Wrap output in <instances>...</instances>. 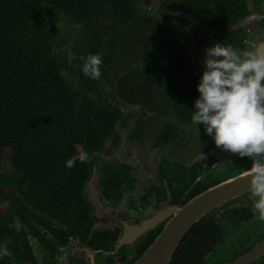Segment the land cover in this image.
Listing matches in <instances>:
<instances>
[{"label":"trees","instance_id":"trees-1","mask_svg":"<svg viewBox=\"0 0 264 264\" xmlns=\"http://www.w3.org/2000/svg\"><path fill=\"white\" fill-rule=\"evenodd\" d=\"M169 0H165L161 8ZM180 9L215 32L239 25L249 15L246 0H177ZM152 0H0V240L8 241L13 257L0 264H37L30 239L49 257L72 238H99L90 233L93 206L85 188L99 154L110 155L120 145L118 127L126 125L122 107L143 116H172L182 126L193 124V103L199 93V73L189 60L183 38L160 21L149 40L137 43L125 70L117 77L111 99L96 95V80L81 72V57L103 54L101 72L125 54L122 31L139 16L137 6ZM60 13L81 27L70 57L56 52V33L44 20L43 8ZM167 17L164 15L163 17ZM235 37H222L231 46ZM76 76L77 96L63 77ZM177 136L163 125L153 148H163ZM106 150L109 152L106 153ZM87 152V163L67 161ZM107 200L118 201L129 178L127 168L101 166ZM116 171V172H115ZM158 174L170 183L167 160ZM115 182H108V179ZM195 224L175 251L170 264H199L204 234ZM192 238V239H191ZM190 252L188 255L187 252Z\"/></svg>","mask_w":264,"mask_h":264},{"label":"flooded vegetation","instance_id":"flooded-vegetation-1","mask_svg":"<svg viewBox=\"0 0 264 264\" xmlns=\"http://www.w3.org/2000/svg\"><path fill=\"white\" fill-rule=\"evenodd\" d=\"M158 1V8L162 13L161 22L165 27L174 20V13L190 18L195 24V34L204 45L211 47L220 43L219 40L225 36L235 37L230 44L234 49L241 51H247L257 43H264V21L249 22L246 19L239 25L211 35L206 31L205 25L180 9L177 0H169L165 8H161L165 0ZM246 1L249 15L254 12L264 14V0ZM172 5L175 9L166 12ZM164 15L166 19L163 18ZM197 71L201 76V72L198 69ZM151 116L141 114L138 117L134 130L126 138L127 142L141 144L144 141L148 123L143 128H138L137 125L141 126ZM186 128H176L177 136L161 149L153 148L152 142L153 149L167 151L168 154L157 162L153 180L145 187L139 186L131 165L105 160L96 162L85 193L92 206L93 199H97L103 206L98 214L93 206L94 221L89 230L91 234L97 232L100 237L72 238L65 247L60 248L57 256H48L53 264H135L163 231L171 218L166 214L171 208L183 207L197 195L245 174V170L251 167L250 158H241L215 146L212 138L204 132L203 125L196 128V125L191 124ZM119 131L117 132L120 135ZM157 134L154 135V140ZM109 151L106 150V153ZM164 160L168 162L170 183L158 174V164ZM102 165L108 169L119 166L127 168L129 178L122 181L124 186L118 187L121 191L118 201L106 199L102 187ZM197 176L201 177L198 182ZM113 180L116 179H108V182H115ZM253 199L248 191L201 219L205 220V224L199 227L202 231L196 232L195 236L205 230H208V233L204 234L205 249L201 252L199 264H228L251 252L264 241V222L254 218ZM162 212L166 216H161ZM145 221H148L149 228L142 232L139 227ZM249 264H264V253Z\"/></svg>","mask_w":264,"mask_h":264},{"label":"clouds","instance_id":"clouds-1","mask_svg":"<svg viewBox=\"0 0 264 264\" xmlns=\"http://www.w3.org/2000/svg\"><path fill=\"white\" fill-rule=\"evenodd\" d=\"M249 22L264 21V14L252 13ZM103 54L81 57V72L97 80L101 77ZM205 70L196 90L191 122L203 125L204 132L223 151L251 159L245 170L249 178L254 218L264 222V43L247 51L216 43L205 49ZM87 152H79L65 161L72 168L77 161L87 163ZM201 177L197 176L198 182ZM13 257L8 241L0 240V259Z\"/></svg>","mask_w":264,"mask_h":264},{"label":"rangeland","instance_id":"rangeland-1","mask_svg":"<svg viewBox=\"0 0 264 264\" xmlns=\"http://www.w3.org/2000/svg\"><path fill=\"white\" fill-rule=\"evenodd\" d=\"M158 4V0H152L151 5L148 7L141 4L137 6V13L139 16H137L134 22L121 32L125 45V54L120 53L122 51L121 49L113 66L108 70L101 72V77L96 80L95 96L103 95L104 97L111 99L116 79L122 71L125 70V66L128 64V59L130 58L133 47L141 41L146 39L149 40L162 19L160 18L162 13L158 8ZM173 9H175L174 5L168 7L166 12L168 11L169 13ZM42 15L44 20L48 23L50 31L56 33L58 36V43L55 47V51L64 52L70 57L72 46L75 41L79 39L81 27L73 24L63 15L48 7L43 8ZM172 17L176 21L186 18L180 17L175 13ZM168 25H170V23ZM180 36L183 37L182 35ZM63 77L66 82L71 85L75 94L80 96L81 88L76 76L63 73ZM122 109L127 125L121 132L119 131L121 130V127L117 128V131H119L121 135V143L117 148L110 149V156H106L105 154H102L101 156L98 155V161L101 162L102 160H105L110 163L116 162L131 165L134 169L137 182L140 184L139 186L145 187L148 185L147 183L153 180L157 162L168 154L167 151H158L152 148V142L155 138L154 135L158 133L161 127L165 124L178 129H185L186 126L180 125L172 116L156 117L147 124L144 141L141 144L130 141L127 142L126 138L134 130L138 117L141 116V112L137 108L129 106H123ZM9 167V160L6 159L2 163L0 172H5ZM30 242L37 264H53L48 257V254L43 251L33 239H30ZM58 253H60V248L57 249L55 255L57 256Z\"/></svg>","mask_w":264,"mask_h":264},{"label":"water","instance_id":"water-1","mask_svg":"<svg viewBox=\"0 0 264 264\" xmlns=\"http://www.w3.org/2000/svg\"><path fill=\"white\" fill-rule=\"evenodd\" d=\"M194 21L190 18L173 20L166 28L182 35L185 47L193 65L201 72L205 70V49L210 47L201 43L195 34ZM151 116V114H148ZM250 191L249 178L245 174L221 183L188 201L183 207L171 208L168 214L171 218L165 224L163 231L143 253L135 264H169L181 241L192 227L203 217L220 209L224 204L233 201L238 196ZM96 214L103 208L97 199H93ZM166 216L161 213V216ZM149 228L148 221L142 223L139 229L145 232ZM123 239V238H122ZM264 253V241L251 252L228 264H249Z\"/></svg>","mask_w":264,"mask_h":264}]
</instances>
